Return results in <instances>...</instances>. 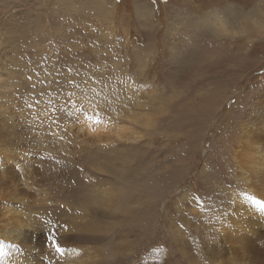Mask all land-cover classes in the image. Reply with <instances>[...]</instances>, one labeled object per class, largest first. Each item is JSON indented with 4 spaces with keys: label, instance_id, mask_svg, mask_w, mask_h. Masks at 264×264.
Instances as JSON below:
<instances>
[{
    "label": "rangeland",
    "instance_id": "rangeland-1",
    "mask_svg": "<svg viewBox=\"0 0 264 264\" xmlns=\"http://www.w3.org/2000/svg\"><path fill=\"white\" fill-rule=\"evenodd\" d=\"M261 102L264 0H0V198L30 189L25 229L61 224L0 243V264L238 263L221 218Z\"/></svg>",
    "mask_w": 264,
    "mask_h": 264
},
{
    "label": "bare ground",
    "instance_id": "bare-ground-1",
    "mask_svg": "<svg viewBox=\"0 0 264 264\" xmlns=\"http://www.w3.org/2000/svg\"><path fill=\"white\" fill-rule=\"evenodd\" d=\"M214 16L219 21L223 20L222 18L225 17V16H219V14H216V15L214 14ZM225 20L227 21V18H225ZM244 22H247V21H244ZM220 25H221L222 31H225L226 27L225 28L223 27L227 25V22L224 23V20H223L221 21ZM263 109H264V105L262 104V102L256 104L254 108L255 113L252 117H250V120L262 121L264 119ZM117 129L119 131H122L124 130V127H122L121 125V126H118ZM259 137H260L259 139L261 142H254V147L258 151L257 155L253 156L252 158H248L247 160V162L250 161V164H247L245 167L246 170L248 171L247 175H245L243 171H240L238 174H236V181L238 182L240 186H243V187L234 194L235 197L233 199V203L230 204L228 212L221 218V222L224 224L225 227L220 228V230L225 235V238L226 237L230 238L233 236L236 238V241L234 242L239 244V247H240L239 251L242 256H244V251L250 253L249 256L241 257L240 258L241 260L236 264H254L255 261L251 258V256L264 252V215H263L262 222H259L260 220H258L257 217L255 216H254L255 218L253 217L254 211H257L258 209V208L255 209V207L258 205L257 204L258 199L260 200L263 199L264 201V167L260 166L261 164H264V161L261 160L264 158L260 157L262 153L264 155V129L262 130ZM238 146H245V144L241 145L239 143ZM11 163H14V162H11ZM7 164L8 162L6 163V165ZM13 167L14 166H12V169ZM5 172L6 170L4 171V173ZM31 174H34V173H30L28 177H31ZM18 177H21V176H18ZM14 182L16 183V181ZM25 184L29 186L27 182ZM17 187H18L17 185H12V186L9 185L8 187L9 190L6 191L5 193L3 192L4 194H7V195L0 198V243L1 245L5 243H8L7 245L9 244L17 245L16 242L18 240L22 242L27 240L28 238H22L23 234L26 232H28V237L31 238V237L39 236V235H46L47 231L51 232L52 230L54 232L59 228L57 227V225H59L58 222H56L54 226H50L51 221H56V216L53 214L50 217L48 216L49 218H47L48 221H47L46 226L45 224H43L39 227H35L34 231H31L30 228L29 230H27V228L25 229V226L31 225L33 227L37 223V221L36 222L33 221L34 218L31 219L30 214L26 213L27 211H29L28 210L29 202L27 200H28L29 195H31L30 192L32 191H30V189L29 190L27 189L28 190L27 191L26 189H22L21 187L20 189H18ZM2 190L4 191V189ZM110 192L112 193V189ZM0 194H2V191L0 192ZM104 195H106L107 197L106 199H104L105 197L103 198V200H105L103 204L105 206H110L112 199H113L112 195L111 194H104ZM95 197L98 198L97 196ZM262 209L264 210V206ZM261 210H259V213L262 215ZM59 217L60 216H58V218ZM64 237L65 235H59L60 239ZM222 239H223V235L221 234L218 246L222 245ZM250 241L252 242L255 241V244L253 247L249 245ZM14 255H16L15 261L11 260L10 262H8L10 259H8V256H7L4 259V264H17L16 262L18 260L20 261V264H25V263L41 264V261L38 258L34 257L36 255L29 254L25 250L23 251L21 250L17 254L12 253V256ZM212 256H214V258L217 260H223L219 253H213ZM33 258L35 259L34 262H32ZM68 260L72 261L73 257L69 256ZM46 264H55V263L53 261H48ZM72 264H94V260L91 257L82 258V259H79V257L78 258L75 257V261ZM196 264H198V261L196 262Z\"/></svg>",
    "mask_w": 264,
    "mask_h": 264
},
{
    "label": "snow or ice",
    "instance_id": "snow-or-ice-1",
    "mask_svg": "<svg viewBox=\"0 0 264 264\" xmlns=\"http://www.w3.org/2000/svg\"><path fill=\"white\" fill-rule=\"evenodd\" d=\"M57 227H60V225H57ZM54 242V243H53ZM52 247L57 252V248H60V245L55 237V235L52 236ZM58 253V252H57Z\"/></svg>",
    "mask_w": 264,
    "mask_h": 264
}]
</instances>
